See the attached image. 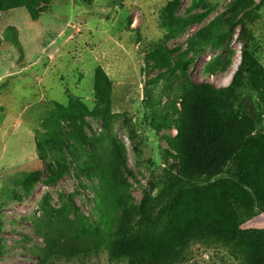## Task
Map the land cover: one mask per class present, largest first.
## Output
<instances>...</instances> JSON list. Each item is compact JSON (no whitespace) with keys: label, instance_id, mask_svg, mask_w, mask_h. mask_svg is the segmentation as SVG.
Returning a JSON list of instances; mask_svg holds the SVG:
<instances>
[{"label":"rangeland","instance_id":"obj_1","mask_svg":"<svg viewBox=\"0 0 264 264\" xmlns=\"http://www.w3.org/2000/svg\"><path fill=\"white\" fill-rule=\"evenodd\" d=\"M170 1L37 0L36 18L24 9L0 12V264H40L31 251L44 245L33 224L48 204L53 209L68 208L88 227L98 220L94 186L77 178L73 170L46 186V167L36 150L48 121L51 129L61 127L59 114L69 115L75 102L95 114L97 68L112 85L111 128L133 172L129 183L135 204L181 179V162L173 146L177 116L171 118V129L156 133L159 113L179 100L188 81L226 87L234 65L237 69L241 61L242 43L237 39L238 27L221 49L208 47L184 77L167 53L184 51L187 39L208 27L233 0H204L216 10L202 24L191 25L168 41L169 26L203 13L202 9L190 12L193 0H179L169 24L164 8ZM247 28V49L264 68V6ZM217 58L229 59L231 66L225 73L207 75L205 65ZM85 121L89 136L103 133L101 120L86 117ZM32 173H38L40 181L29 191L27 178ZM242 219L241 229L264 230V213ZM82 264L112 262L101 253ZM180 264H241V259L223 243L211 241L191 244Z\"/></svg>","mask_w":264,"mask_h":264},{"label":"trees","instance_id":"obj_2","mask_svg":"<svg viewBox=\"0 0 264 264\" xmlns=\"http://www.w3.org/2000/svg\"><path fill=\"white\" fill-rule=\"evenodd\" d=\"M36 6L37 0H0V12L24 9L32 18L38 14ZM262 6L264 0L258 4L233 0L208 27L187 39L184 51L167 53L187 77L208 47L221 49L240 28L241 61L229 84L216 89L188 81L179 100L159 113L156 133L171 129V118L177 116L173 146L181 162V179L155 197L145 195L135 204L131 196L133 172L111 128L112 85L100 68L93 81L95 114L75 102L69 115L59 114L61 127L51 129L48 121L47 133L36 142L47 171L46 186L73 170L94 186L98 220L88 227L68 208L43 207L33 228L44 246L31 251L40 264H82L101 253L112 264H180L191 244L211 241L231 249L241 264H264V230L240 227L242 217L250 220L264 213V68L251 57L245 40L247 23ZM178 7L179 0H171L164 8L169 24ZM195 9L203 13L167 28L168 41L191 25L202 24L216 10L204 0H193L189 10ZM230 66L229 59L217 58L205 65L204 72L213 76ZM86 117L101 120L103 133L89 136ZM39 181L38 173L30 174L29 191ZM2 252L0 244V256Z\"/></svg>","mask_w":264,"mask_h":264},{"label":"water","instance_id":"obj_3","mask_svg":"<svg viewBox=\"0 0 264 264\" xmlns=\"http://www.w3.org/2000/svg\"><path fill=\"white\" fill-rule=\"evenodd\" d=\"M235 70H236V69H234V70L232 71V74L235 72Z\"/></svg>","mask_w":264,"mask_h":264},{"label":"bare ground","instance_id":"obj_4","mask_svg":"<svg viewBox=\"0 0 264 264\" xmlns=\"http://www.w3.org/2000/svg\"><path fill=\"white\" fill-rule=\"evenodd\" d=\"M234 66L236 67V64H235ZM235 67H234V69H235ZM234 69H233V70H234Z\"/></svg>","mask_w":264,"mask_h":264}]
</instances>
